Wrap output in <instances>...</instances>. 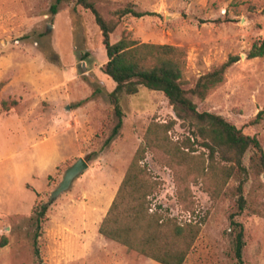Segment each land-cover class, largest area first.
<instances>
[{
	"label": "rangeland",
	"instance_id": "obj_1",
	"mask_svg": "<svg viewBox=\"0 0 264 264\" xmlns=\"http://www.w3.org/2000/svg\"><path fill=\"white\" fill-rule=\"evenodd\" d=\"M54 1L0 0V242L6 241L0 264H157L106 244L97 237L95 221L145 144L148 127L171 121L154 131L155 138L150 134L158 148L148 149L141 164L157 183L151 209L160 206L178 223L192 220L199 226L183 264H236L231 215L243 227V264H264L259 154L250 148L239 163L229 153L211 155L188 118L177 117L161 92L143 86L119 97L122 126L106 143L117 122L108 96L115 84L102 72L107 57L99 28L74 0H63L52 14ZM92 1L106 21L116 20L115 11L128 3L156 13L123 17L110 41L125 36L181 47L186 91L229 55H238L224 81L203 100L187 95L198 112L218 115L256 138L264 155V57L246 58L253 43L264 40V0ZM180 153L186 166L170 168ZM78 158H88V168L50 201ZM39 203L49 206L36 257L31 214Z\"/></svg>",
	"mask_w": 264,
	"mask_h": 264
},
{
	"label": "trees",
	"instance_id": "obj_2",
	"mask_svg": "<svg viewBox=\"0 0 264 264\" xmlns=\"http://www.w3.org/2000/svg\"><path fill=\"white\" fill-rule=\"evenodd\" d=\"M63 0H55L50 12L56 14L58 5ZM83 9L93 16L101 35V44L104 48L107 61L102 72L115 84L108 94L117 117L111 134L106 140L110 142L120 131L123 114L119 107V97L122 94L134 95L138 87L143 86L152 91L161 92L172 106L177 117L188 118L194 128L195 135L202 139V145L211 155L215 151L232 154L237 163L245 152L253 148L259 154L258 165L264 172V155L259 142L254 137L243 135L234 125L222 117L198 112L195 104L188 97V93L203 100L212 90L223 81L226 71L236 64L240 57L229 55L227 59L210 72L201 75L194 87L186 91L183 86L182 71L185 64V53L181 47L167 44L138 43L122 36L118 41L111 43L110 34L125 16L143 18L156 16L150 11H137L130 3L115 11L116 20L106 21L98 11L92 0H74ZM202 23L206 21H201ZM264 57V40L253 43L246 54L247 59ZM263 111H260L252 123H256ZM167 125H150L145 133V144L135 151L124 176L117 188L112 202L102 219L98 233L124 246L128 251H134L158 264H183L196 237L199 226L192 220L178 223L173 217L164 214L161 207L151 209L150 197L154 194L157 183L152 179L144 164V156L148 149L156 151L158 144L151 145L150 134L157 129H167ZM155 138V133L153 134ZM176 157L178 151L171 152ZM177 165L170 163V168L186 166L182 153L178 156ZM172 159V158H171ZM85 161L88 158H84ZM183 181L184 177L179 181ZM47 203L37 204L31 214L33 224L32 247L33 255H39L38 238L41 225L48 210ZM244 208L242 196L238 198L239 211ZM231 215L230 222L235 230L234 257L236 264H243L242 250L244 247L243 227L234 221ZM5 239L0 247L5 245Z\"/></svg>",
	"mask_w": 264,
	"mask_h": 264
},
{
	"label": "water",
	"instance_id": "obj_3",
	"mask_svg": "<svg viewBox=\"0 0 264 264\" xmlns=\"http://www.w3.org/2000/svg\"><path fill=\"white\" fill-rule=\"evenodd\" d=\"M88 168L87 162L83 158H78L71 166H69L63 174L59 185L50 194V201L56 199L59 195L67 191L73 181Z\"/></svg>",
	"mask_w": 264,
	"mask_h": 264
},
{
	"label": "crops",
	"instance_id": "obj_4",
	"mask_svg": "<svg viewBox=\"0 0 264 264\" xmlns=\"http://www.w3.org/2000/svg\"><path fill=\"white\" fill-rule=\"evenodd\" d=\"M112 200V199H111ZM112 202V201H111ZM110 202H109V204H108V206L106 207V209L103 211V213H101V214H99V216H98V218L96 219V221H95V223H96V230H97V237L98 238H102V241H104V242H106V244H118V243H116V242H114L113 240H111V239H109V238H106L105 236H102L101 234H99L98 233V228H99V225H100V223H101V221H102V219L104 218V216H105V214H106V212H107V210H108V208H109V206H110ZM105 244V245H106ZM120 245V244H119ZM122 246V245H121ZM151 260V259H150ZM153 261V260H152ZM154 262V261H153ZM156 263V262H155ZM158 264V263H157Z\"/></svg>",
	"mask_w": 264,
	"mask_h": 264
}]
</instances>
